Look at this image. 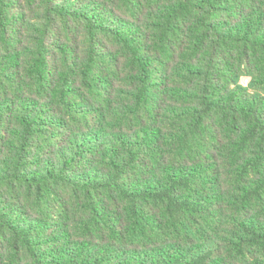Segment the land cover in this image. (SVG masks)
Segmentation results:
<instances>
[{"label": "trees", "instance_id": "obj_1", "mask_svg": "<svg viewBox=\"0 0 264 264\" xmlns=\"http://www.w3.org/2000/svg\"><path fill=\"white\" fill-rule=\"evenodd\" d=\"M0 264H264V0H0Z\"/></svg>", "mask_w": 264, "mask_h": 264}, {"label": "rangeland", "instance_id": "obj_2", "mask_svg": "<svg viewBox=\"0 0 264 264\" xmlns=\"http://www.w3.org/2000/svg\"><path fill=\"white\" fill-rule=\"evenodd\" d=\"M243 84H247V80L246 79H243Z\"/></svg>", "mask_w": 264, "mask_h": 264}]
</instances>
